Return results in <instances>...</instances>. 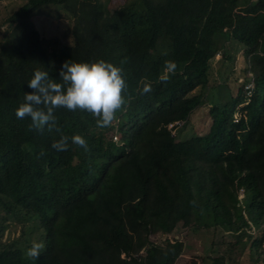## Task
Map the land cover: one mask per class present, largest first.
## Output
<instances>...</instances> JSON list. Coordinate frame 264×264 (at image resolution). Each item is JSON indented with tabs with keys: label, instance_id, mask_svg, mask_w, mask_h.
Returning a JSON list of instances; mask_svg holds the SVG:
<instances>
[{
	"label": "trees",
	"instance_id": "1",
	"mask_svg": "<svg viewBox=\"0 0 264 264\" xmlns=\"http://www.w3.org/2000/svg\"><path fill=\"white\" fill-rule=\"evenodd\" d=\"M56 5L74 17L73 43L52 57L31 17ZM9 22L13 36L0 45V203L15 221L36 219L44 248L34 260L15 241L0 240V264H176L183 243L153 244L149 236L191 226L196 213L230 230H254L248 249L259 262L264 0H143L113 12L102 0H28ZM232 40L253 58L245 70L246 81L254 77L252 95L242 83L236 96L210 106L205 134L177 141L169 125L187 123L204 103L195 92L209 86L211 61ZM101 60L121 68L127 84L110 126L65 108L54 110L59 132L29 130L30 118H16L36 70L60 82L65 62ZM168 60L174 73L165 71ZM145 85L152 90L143 93ZM61 135L69 138L65 151L52 148ZM76 135L88 151L72 143Z\"/></svg>",
	"mask_w": 264,
	"mask_h": 264
},
{
	"label": "rangeland",
	"instance_id": "2",
	"mask_svg": "<svg viewBox=\"0 0 264 264\" xmlns=\"http://www.w3.org/2000/svg\"><path fill=\"white\" fill-rule=\"evenodd\" d=\"M102 1L105 7L113 12L126 2L140 3L143 0ZM27 2L28 0H0V45L11 40L15 24H11L9 19ZM31 20L52 57H57L63 47L72 45L74 17L62 5L45 7L34 14ZM252 60V57L245 54V47L242 44L235 40L227 43L223 53L218 54L211 61L209 86L195 92L202 95L204 103L192 112L187 123L171 128L177 141L187 140L194 135H203L209 130L210 106L229 98L230 93L233 96L238 94L242 83L246 82L245 70L250 67ZM195 219L197 223L194 222L188 227L178 225L170 233L172 240H179L184 245V250L176 264H222L216 263L214 259H220L229 264H264V240L259 249L261 256L259 262H254L249 253L248 246L254 230L244 228L230 230L222 225H215L212 218L204 213H196ZM261 228H264V225ZM167 238L168 236L164 234L149 236L153 244H162ZM43 239L44 235L34 217L15 221L7 216L4 206L0 203V240L2 242L15 241L27 253L33 242L43 243ZM147 240L144 238L138 242L136 248L138 254L147 247L149 243Z\"/></svg>",
	"mask_w": 264,
	"mask_h": 264
},
{
	"label": "clouds",
	"instance_id": "3",
	"mask_svg": "<svg viewBox=\"0 0 264 264\" xmlns=\"http://www.w3.org/2000/svg\"><path fill=\"white\" fill-rule=\"evenodd\" d=\"M176 67L175 62L165 61L167 73H174ZM59 76L60 82H57L49 77L47 71L34 72L28 83L32 92L25 93L24 102L15 112L17 119L30 118L29 130L43 132L47 128L49 132L54 129L59 132L54 115V110L58 108L72 112L86 111L96 118L99 127H107L116 119V113L126 103L123 93L127 84L122 69L111 63L103 60L95 63L67 61L62 65ZM161 81L167 83L168 77L162 76ZM151 90L150 85H145L143 93ZM68 141L67 136L61 135L60 139L52 144V148L65 151ZM71 141L88 151L87 141L82 136H73ZM43 248V243L33 242L26 255L36 260Z\"/></svg>",
	"mask_w": 264,
	"mask_h": 264
},
{
	"label": "built area",
	"instance_id": "4",
	"mask_svg": "<svg viewBox=\"0 0 264 264\" xmlns=\"http://www.w3.org/2000/svg\"><path fill=\"white\" fill-rule=\"evenodd\" d=\"M243 87H244V92L246 96L249 98L252 95L254 88H255L254 77L251 73L249 74V79L245 83H243ZM180 124H181L180 122L172 123L169 125L170 127L169 129L177 127ZM165 236H168L166 240H172L170 234H166Z\"/></svg>",
	"mask_w": 264,
	"mask_h": 264
}]
</instances>
